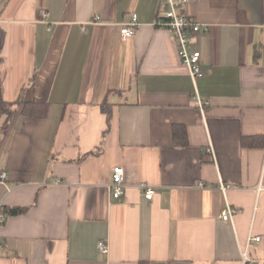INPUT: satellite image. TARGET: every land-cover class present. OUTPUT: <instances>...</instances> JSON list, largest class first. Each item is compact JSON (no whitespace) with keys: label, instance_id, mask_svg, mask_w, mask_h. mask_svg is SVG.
Instances as JSON below:
<instances>
[{"label":"crops","instance_id":"1","mask_svg":"<svg viewBox=\"0 0 264 264\" xmlns=\"http://www.w3.org/2000/svg\"><path fill=\"white\" fill-rule=\"evenodd\" d=\"M167 2L0 0L2 96L49 104L0 132V210L22 209L0 223V264H264V145L241 143L264 138V0L183 5L206 27L194 80L157 25Z\"/></svg>","mask_w":264,"mask_h":264},{"label":"built area","instance_id":"2","mask_svg":"<svg viewBox=\"0 0 264 264\" xmlns=\"http://www.w3.org/2000/svg\"><path fill=\"white\" fill-rule=\"evenodd\" d=\"M188 0H168L167 9L162 18L157 21V25L162 28L170 30L176 38L178 53L180 61L187 66L188 71L192 79H196L203 76V71L200 66V52L196 50H189L190 46V35L197 34L200 31L206 29L196 19L189 16L184 10L183 5ZM39 19L44 21L47 18V10L42 9L38 12ZM98 16H94V21H97ZM139 26L137 15L133 14L129 22L124 23L121 27V34L125 37H131L135 33V29ZM199 105L202 107V101H199ZM6 177L5 173L1 174V178ZM124 170L121 166H116L112 171V179L109 184V190L111 197L118 199L123 194L124 189ZM203 185L202 182L199 183ZM139 187L143 190V195L147 199H151L154 194V189L147 187L144 183H141ZM224 189V187H222ZM235 209L229 205H226L222 211L220 218L224 221L229 220ZM6 219V215L0 210V223H3ZM262 241V236H249L248 244L251 242L259 243ZM1 246V243H0ZM97 249L102 254H107L108 245L105 240H100L97 243ZM243 264H247L249 261L246 253H242Z\"/></svg>","mask_w":264,"mask_h":264},{"label":"trees","instance_id":"3","mask_svg":"<svg viewBox=\"0 0 264 264\" xmlns=\"http://www.w3.org/2000/svg\"><path fill=\"white\" fill-rule=\"evenodd\" d=\"M2 59L0 58V67H1ZM2 77L0 75V132L6 128H8L11 120L15 116L17 112V108L20 106V113L33 117V118H43L48 114L49 104L47 102H23L21 99L15 102H8L2 96L1 90ZM101 110L107 114V118L110 116V107L107 99L101 104ZM184 139V137H183ZM242 145L245 146H258L264 145V138L257 137H242L241 138ZM22 212L21 208H11L6 209L5 214H17ZM6 215V216H7Z\"/></svg>","mask_w":264,"mask_h":264}]
</instances>
